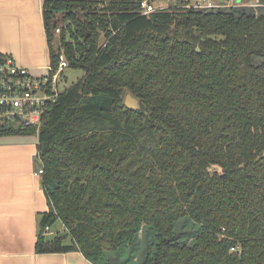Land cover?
I'll return each mask as SVG.
<instances>
[{
	"label": "trees",
	"instance_id": "trees-1",
	"mask_svg": "<svg viewBox=\"0 0 264 264\" xmlns=\"http://www.w3.org/2000/svg\"><path fill=\"white\" fill-rule=\"evenodd\" d=\"M140 1L43 0L53 70L64 51L84 75L37 134L50 210L36 250L108 264L151 226L142 264H264V11L146 15ZM185 213L202 225L193 244L175 235ZM57 221L66 233L50 238Z\"/></svg>",
	"mask_w": 264,
	"mask_h": 264
},
{
	"label": "crops",
	"instance_id": "crops-1",
	"mask_svg": "<svg viewBox=\"0 0 264 264\" xmlns=\"http://www.w3.org/2000/svg\"><path fill=\"white\" fill-rule=\"evenodd\" d=\"M220 1L226 7L252 5L255 11L264 7V0ZM42 4L0 0V53H10L37 75L46 73L51 60ZM38 143L36 134L0 136V264H95L81 251L36 250L39 216L50 210L41 176L35 174Z\"/></svg>",
	"mask_w": 264,
	"mask_h": 264
},
{
	"label": "built area",
	"instance_id": "built-area-1",
	"mask_svg": "<svg viewBox=\"0 0 264 264\" xmlns=\"http://www.w3.org/2000/svg\"><path fill=\"white\" fill-rule=\"evenodd\" d=\"M171 1L141 0V11L148 15L174 7L207 10L224 6L220 0H178L180 3L175 5ZM59 31L57 28L56 32ZM59 55L57 69L53 70L50 64L46 73L37 75L26 66H21L10 53H0V132L24 129L25 126L34 127L36 135L40 132L48 105L55 103L65 90L60 88L59 80L68 67V60L64 51ZM35 174L42 177L43 168H38ZM231 250H238V247H232Z\"/></svg>",
	"mask_w": 264,
	"mask_h": 264
},
{
	"label": "rangeland",
	"instance_id": "rangeland-1",
	"mask_svg": "<svg viewBox=\"0 0 264 264\" xmlns=\"http://www.w3.org/2000/svg\"><path fill=\"white\" fill-rule=\"evenodd\" d=\"M237 2H240L239 0ZM175 3H180L178 0L171 1L172 5ZM257 4V3H256ZM248 5L246 7H250ZM237 7H241L237 5ZM226 8H229L228 6ZM258 11H264V7L258 9ZM234 12H240L239 8H235ZM84 75V71L79 68L67 67L62 74L59 83L60 88L65 89L70 87L75 81ZM202 225L199 221L193 220L191 216L187 213L181 215L177 222L175 223V235L179 241L187 244H193L197 235L201 232ZM48 237H53L57 234H65L66 228L62 222L57 221L50 229L47 231ZM155 230L148 226L145 233L138 234L136 240L133 243L126 244L118 249H107V263L108 264H142L147 256L152 254L156 248V243L158 242ZM70 242L69 237L65 240Z\"/></svg>",
	"mask_w": 264,
	"mask_h": 264
},
{
	"label": "water",
	"instance_id": "water-1",
	"mask_svg": "<svg viewBox=\"0 0 264 264\" xmlns=\"http://www.w3.org/2000/svg\"><path fill=\"white\" fill-rule=\"evenodd\" d=\"M125 104H127L131 109H137L140 106L138 100L132 96V94H128L126 96Z\"/></svg>",
	"mask_w": 264,
	"mask_h": 264
}]
</instances>
